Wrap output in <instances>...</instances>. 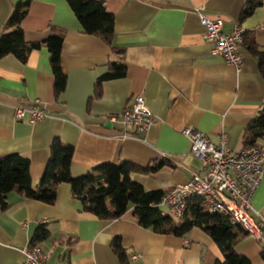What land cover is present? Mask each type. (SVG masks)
Masks as SVG:
<instances>
[{
  "label": "crops",
  "instance_id": "0c3cea01",
  "mask_svg": "<svg viewBox=\"0 0 264 264\" xmlns=\"http://www.w3.org/2000/svg\"><path fill=\"white\" fill-rule=\"evenodd\" d=\"M24 1H29L22 23L27 41H44L52 26L66 29L62 65L67 84L58 96L47 47L32 49L25 61L13 54L0 59V157L27 156L35 186L56 137L74 147V176L103 162L148 166L164 161L152 173L134 172L132 179L147 190L165 192L205 173L182 133L186 126L214 143L227 135L234 151L245 147L246 129L264 103L259 60L242 45L238 72L213 53L198 12L222 18L227 33L241 25L245 41L264 50V0H102L115 18L112 44L84 33L67 0H0V35L16 4ZM253 1L259 3L241 20ZM116 61L126 64V74L103 80L96 95L98 79ZM138 95L154 116L145 132L110 120ZM35 100L42 102L45 118L33 123L29 112L15 118L17 106L28 108ZM256 143L264 145V137ZM70 187L59 185L54 204L10 193L7 207L0 206V264L22 262L41 224L49 232L40 242L47 264H122L112 246L116 237L130 264H214L223 258L199 227L185 236L159 233L138 224L134 208L117 219H100L82 210ZM252 194L254 219L264 220V177ZM236 248L252 264H264V240L241 234ZM134 254L139 257L133 259Z\"/></svg>",
  "mask_w": 264,
  "mask_h": 264
},
{
  "label": "trees",
  "instance_id": "16d2710c",
  "mask_svg": "<svg viewBox=\"0 0 264 264\" xmlns=\"http://www.w3.org/2000/svg\"><path fill=\"white\" fill-rule=\"evenodd\" d=\"M67 1L84 33L100 35L112 44L115 35V18L108 11L104 1ZM258 3V1L250 2L243 11L241 20L250 15ZM28 12L29 1L19 2L14 7L0 35V59L13 54L25 61L32 49L47 47L55 80L54 90L58 96L67 84V74L62 65L66 29L52 26L44 41H27L22 23ZM245 40L246 38L242 45L257 56L258 66L264 79V50H261L256 43H247ZM126 71L127 66L124 62H111L107 73L98 79L95 94L100 95L103 80L122 77ZM262 137H264V103L246 129L245 146H256V142ZM73 149L72 145L64 143L60 138L56 137L53 140L50 159L37 186L33 183L30 159L27 156L18 152L0 157V206L7 207L8 197L12 192L20 193L32 200L54 204L59 185L68 183L71 186L72 196L81 201L82 210L100 219H117L129 209L134 208L138 224L159 233L185 236L194 227H199L214 240L223 254V258L217 259L214 264H252L251 260L238 253L236 248L241 234L248 235V232L238 223L234 224L229 216L212 211L205 200L198 196L188 201L183 219L175 221L159 206L165 191L147 190L142 184L132 179L134 172L152 173L162 166L164 161L148 166H140L130 161L103 162L83 175L74 176L71 172ZM48 235L47 227L41 224L30 246H40V242ZM112 246L121 263L130 264L120 237L114 239Z\"/></svg>",
  "mask_w": 264,
  "mask_h": 264
},
{
  "label": "built area",
  "instance_id": "2783aa9c",
  "mask_svg": "<svg viewBox=\"0 0 264 264\" xmlns=\"http://www.w3.org/2000/svg\"><path fill=\"white\" fill-rule=\"evenodd\" d=\"M201 24L205 27V39L212 44L213 53L220 55L233 65L238 72L242 66V44L244 30L237 24L229 33L223 31L224 20L211 18L198 12ZM138 95L123 112L110 117L111 121L122 120L137 130L148 131L154 116ZM27 112L31 122L36 123L48 114L40 100L30 107L19 105L15 118L22 119ZM182 133L190 140L191 151L202 161L204 175L196 174L185 183H177L165 192L159 206L173 218L183 219L188 201L198 196L203 198L212 211L229 216L234 224H239L248 234L258 240H264V220L257 221L252 214V193L258 188L264 177V145L245 146L234 151L227 144V135L214 143L209 135L193 126H186ZM47 222V220H44ZM25 259L18 264H47L48 254L39 245L24 249ZM139 257L134 254L133 259Z\"/></svg>",
  "mask_w": 264,
  "mask_h": 264
},
{
  "label": "water",
  "instance_id": "95a60500",
  "mask_svg": "<svg viewBox=\"0 0 264 264\" xmlns=\"http://www.w3.org/2000/svg\"><path fill=\"white\" fill-rule=\"evenodd\" d=\"M263 231H264V228H263Z\"/></svg>",
  "mask_w": 264,
  "mask_h": 264
}]
</instances>
